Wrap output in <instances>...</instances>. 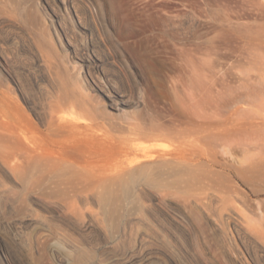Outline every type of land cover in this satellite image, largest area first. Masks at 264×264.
Returning <instances> with one entry per match:
<instances>
[{
	"label": "rangeland",
	"instance_id": "obj_1",
	"mask_svg": "<svg viewBox=\"0 0 264 264\" xmlns=\"http://www.w3.org/2000/svg\"><path fill=\"white\" fill-rule=\"evenodd\" d=\"M262 4L0 0V53L6 60L0 63L1 76L8 77L32 119L66 99L61 113L70 116L73 109L92 125L102 140L82 149L91 167L111 173L146 153L182 157L191 166V147L230 133L241 148L238 142L239 147L227 146L232 151L217 148L218 156L231 155L230 162L246 165L250 175V185L211 175L218 184L237 181L239 193L236 185L228 199H214L212 210L201 215L175 194L161 201L148 187L136 190L126 205L130 214L114 234L96 222V188L88 191L91 205L87 199L84 205L88 217L75 223L34 194L18 202L20 186L0 173V264H264ZM242 146L249 152L244 154ZM248 160L259 163L252 167ZM226 207L232 210L228 218ZM148 233L162 243L138 245L136 238L144 240Z\"/></svg>",
	"mask_w": 264,
	"mask_h": 264
},
{
	"label": "bare ground",
	"instance_id": "obj_2",
	"mask_svg": "<svg viewBox=\"0 0 264 264\" xmlns=\"http://www.w3.org/2000/svg\"><path fill=\"white\" fill-rule=\"evenodd\" d=\"M260 2L262 3L263 1ZM260 2H256L259 8H261ZM253 3L255 5V2ZM263 6L264 4H262V7ZM43 57L44 54L41 56V59H43ZM4 59V56L0 53V63L6 62ZM43 60L45 63L47 62L45 57ZM2 76L0 74V173L7 176V178H11L20 186L21 193L18 192L20 195L16 197L18 202H24L29 195L34 194V196L41 199L46 206L56 207L60 212L59 214L65 218V221L78 223L81 222L84 217H88L86 216L87 208L85 209L84 205H88L87 201H91L92 203L93 199L88 200L87 197L90 195L88 194L90 189L94 187L97 191H95V196L93 195V198H97V203H99V205H97V203L96 205L98 207L100 206V212L97 214L99 216L95 217V219H97L96 222L101 223V227L105 233L114 232L115 234V232H119V222L124 219L123 217H125V215L129 216L130 214L128 211L127 214H125L126 205L132 201L133 194L136 190L142 191L140 193H143L145 187H148L149 191L151 189L155 191V193L153 192L154 196L157 194L158 196L156 197L161 198V201L165 195L169 196V194H175L177 199L182 198L181 200L184 201L185 206L188 204L191 208L197 209L201 215L202 211L205 212L209 210L208 208L211 209L210 205H212L211 203L214 199L225 200L226 197V199L230 197V192L233 193L238 184L233 185V183L237 182H233L234 178H240L244 182L247 181V179L250 180V175H246V172L243 170L246 168V165L243 167L237 165L239 166L237 167L232 164L228 158L231 155L228 157L226 155L218 156L221 148L225 149L224 147L227 146L234 147V145L236 146L241 142L236 138V135H232V133L231 135L233 137L235 135V138L228 135L230 133L209 138L207 136L208 139L203 140L200 145L191 147V149L193 148L192 150L190 149L192 158L191 155L189 157L192 159V163L188 162L191 166L189 164H184L185 162L182 163V157L166 159L167 157H154L151 156L152 154L148 155L146 153L147 155L143 154L144 156L140 157L138 160L135 159L136 161L134 163L124 166L119 170H114L111 173H108L107 170V172L101 171L100 168L99 170L95 169L88 164L89 155H86L83 151L84 146L86 148V145L89 143L102 140V138L92 132V125L84 123V119L78 113L76 114V111L75 114H73V109L70 116L62 114L61 110H63L62 107L64 108L66 104V99L49 105L48 109H41V115L39 114L38 116V114H35L38 117L32 119L30 116L31 112L30 115L28 113L29 108L24 109L17 102L14 96L16 93L13 84L10 83L8 77L5 78ZM77 86H79V84H77ZM80 94L83 96L82 93ZM74 103L70 102L71 107H75ZM80 104L79 102V107L83 106H80ZM29 110L31 111V109ZM89 130L91 132H88ZM243 138L240 137L241 140H243ZM247 140H249V138H246V142ZM249 141V143L247 142L248 144L251 143V139ZM235 142L238 143L236 144ZM240 144L241 143H239V145ZM239 145L237 146L239 147ZM247 146L249 147V145ZM233 147L232 149H234ZM217 148H220V150L218 151ZM239 148H241V145ZM228 149L232 151L231 148ZM228 149H226V152ZM244 150L247 153L249 152L246 148ZM244 150L242 152H244ZM187 161L188 159L186 162ZM249 162L252 167L257 166L259 163L258 160L257 162L255 161L257 165L254 164L252 160ZM251 162L253 163L251 164ZM242 164L243 163H241V165ZM250 165H248V167L252 170ZM193 166L197 171L190 170ZM251 170H249L250 173L253 171ZM245 171L248 172L247 168ZM214 174H223V177L227 176L229 181L232 179V185H229V183L226 185L227 182H225L224 186L222 181V185L218 184L220 182H216L217 184L214 183L213 176H211ZM244 175H246V177ZM216 176H214V178ZM220 177L217 178L220 179ZM228 178L226 180H228ZM248 181L245 183L250 185V181ZM237 188L236 193L238 192L237 190H239V186ZM234 199L237 200L236 197H234ZM218 201L219 200H217V202ZM91 203L89 202V205H91ZM181 203L183 202L181 201ZM185 206L183 205L182 208L186 209ZM87 210V212L90 211L89 209ZM229 211L232 210L228 208V216L226 218L230 217ZM217 213L218 212H216V214ZM211 216H213V214H211ZM221 217L222 213H219L217 218ZM62 227L63 226H61V228ZM109 228H111L112 231L109 230ZM62 232L63 231H61V233ZM143 237L144 236H142V238H136V243L138 245H152L155 241L162 243V238L159 239L154 236L153 233H148L144 240H142ZM130 253L131 252H126L125 255H129ZM131 255H133V252ZM127 259L128 257L126 260ZM129 259H131V257Z\"/></svg>",
	"mask_w": 264,
	"mask_h": 264
}]
</instances>
